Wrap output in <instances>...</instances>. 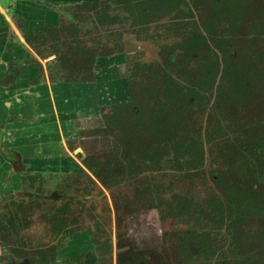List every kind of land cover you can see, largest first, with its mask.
<instances>
[{"label":"rangeland","instance_id":"rangeland-1","mask_svg":"<svg viewBox=\"0 0 264 264\" xmlns=\"http://www.w3.org/2000/svg\"><path fill=\"white\" fill-rule=\"evenodd\" d=\"M9 1H4V4L7 5ZM104 1L108 6L107 14L112 20L95 25L91 20L96 17L91 15L86 19L85 26H81L78 39L81 40L79 44L85 41L84 43L93 45L92 50H96L98 45V53L106 54L101 56L105 58L104 67L106 70L113 69L112 73L118 77L122 67L125 72L132 70L134 63H140L142 71L145 67L162 63L167 52H173L178 56L184 40L193 33H200L204 37V42L214 51L219 52L218 41L224 40L225 42L221 43L231 44L236 51L245 49V59L251 56L253 51L264 53V28L263 26L260 28L256 21H253L257 14L248 12L247 1L244 3L245 7L238 12L225 8L224 20L218 15V9L223 0H177V4L170 11L156 9L153 14L148 13L145 17L139 16L141 13L135 5L139 0ZM233 1L240 2V0ZM184 2L186 7L181 8ZM70 3L67 2L64 7ZM63 16L64 19L67 18V21L70 17L68 9ZM233 25L236 27L233 28ZM249 37L250 40L245 39ZM244 40L247 46L243 44ZM108 60L113 67L108 66ZM244 64L247 63L240 61L236 63L237 66L235 64L232 66L242 69ZM194 65V61L189 62V68L192 69ZM223 67L224 64L219 67L212 80H207L204 86L197 87V99L190 104L182 122L185 129L189 130L194 137L201 139V146L193 147V155L196 156H199L201 149L200 161L197 163L193 156V160L186 163L185 167L189 168L188 174H182L179 168L173 166V161L163 167L150 164L149 171L143 175L141 181L134 183L127 181L112 186V189L104 190L93 181L94 184H91L82 173L69 174L66 177L68 181L64 182L68 185L67 188L59 183L62 187L60 193L63 194L62 208L56 211L62 221L56 222L54 217L53 220H48L40 216L44 215L47 202L38 201L36 209L32 210L31 214L26 213V217L22 218L23 228L18 227L19 229L14 232L12 230L10 233H3V239H0V250L9 252L13 247H43L51 240H58L61 226H69L72 231H75L77 228L88 229L92 224L101 222V226L106 228L101 232L112 236L114 224L113 210L109 205L110 199L114 207H118L115 214L116 233L119 237L117 246L125 243L130 246L132 252L140 251V254H134V264H242L243 260L241 262L238 260L252 251L254 235L260 229L261 221L256 213L249 216L245 213L247 202L243 199L237 205L231 203L233 209L231 214L242 216V223L235 228L228 225L226 222L229 219L228 202L223 195L215 193V186L210 180V175L213 171L230 166L221 156L220 145L223 140L227 137L233 141L241 140L244 133L240 125L244 121L264 122V85L260 87L255 84L245 91L244 97L239 96L221 110H212L213 102L224 96L228 88V79L222 71ZM169 71L172 76L178 75L180 77L178 78L182 79L176 71L172 69ZM192 76H196L193 70ZM141 79L143 81L148 79L144 72L141 73ZM120 81L113 84L116 91L121 87ZM115 94L117 103L129 102L125 89L122 88ZM200 100H202V106L201 111H198L196 108ZM93 121L94 119L91 120L92 123ZM91 122L87 120L84 124L90 126L95 123L91 124ZM215 124L224 128L223 136H217L212 131V125ZM94 127L93 132L96 137L94 140L93 137L85 138V144L88 143L89 149L98 150L99 153L111 149V139L108 134H97L96 126ZM88 134L85 133V136ZM162 153L165 156V151ZM186 156L189 157L190 154ZM165 157L172 158L170 150L166 152ZM241 165L242 163H238L235 167H231V178L241 173L239 170ZM262 180L264 181V174ZM136 190L142 194L139 199L133 197ZM87 192L96 193L90 199L92 202L88 203L89 200L85 197ZM214 193L218 198L214 197ZM181 198L191 200V206H180ZM209 201L212 205H209ZM53 206L57 205L53 203ZM137 208L140 211L136 212V215L131 217L129 212L128 217L124 218L126 210ZM34 219L36 221L32 222ZM131 223H133L132 226ZM187 231L190 234L204 233L209 241V245L205 248L211 249L201 250L191 255L185 254L178 247V239L185 236ZM126 234L130 235L127 242ZM260 257L258 256L259 259ZM100 260L99 264H106L103 254Z\"/></svg>","mask_w":264,"mask_h":264},{"label":"flooded vegetation","instance_id":"flooded-vegetation-1","mask_svg":"<svg viewBox=\"0 0 264 264\" xmlns=\"http://www.w3.org/2000/svg\"><path fill=\"white\" fill-rule=\"evenodd\" d=\"M4 1L0 0V239H3L4 232L23 228L22 218L36 209L38 201L47 202L44 215L40 216L62 221L57 214L58 209L62 208L63 194L60 189L63 185L68 187L64 183L68 181L66 177L74 173L68 162L64 169L58 167L62 160L70 161L71 155L79 163L78 173L84 174L91 184L95 182L103 190L127 181L139 182L149 171L150 164L159 165L148 160L139 164L133 159V166H127L126 158H135L134 154L124 151L116 124L108 119L112 115V108L118 104L115 92L123 88L128 96L130 94L128 76L131 70L124 72L122 67L118 77L112 73L113 69L106 70L104 67L105 58L101 56L106 54L98 53V45L96 50H92L93 45L85 41L79 44L81 26L91 15L96 17L91 22L101 24V13H107L108 6L104 10L101 7L106 2L10 0L6 5ZM67 2L71 3L64 7ZM66 9L70 16L67 21L63 16ZM107 20L104 19V22ZM111 65L108 60V66ZM145 69L147 71V67ZM117 79L121 80V89L116 91L113 84ZM45 83L57 93L55 101L58 106L72 108L68 109L70 113L62 123L79 125L75 134L64 136V144L59 142L61 138L53 129L56 121L49 120L48 115L45 116L46 121L39 120L36 125H30L36 121L33 112L35 107L43 106L50 110L52 106L46 96L36 95L42 85H47ZM61 86H66L69 91L66 96L63 90L58 89ZM79 91L82 92L81 97ZM77 108L92 110L95 123L91 122L93 125L90 126L72 123L73 116L84 114L77 113ZM10 124H17V127L7 130ZM94 126L97 134H108L111 149L99 153L98 150L89 149L88 143L85 144V138L93 137L94 140L96 137ZM53 133H56V138ZM85 133L89 134L85 136ZM49 136L55 140L52 147L44 143V139ZM163 166L161 162L160 167ZM59 183H62V187ZM95 195V192H87L85 197L88 203L92 202L90 199ZM141 195L136 190L133 197L139 199ZM53 203L57 206L54 207ZM109 205L113 210L112 236L101 232L106 229L101 226V222H93L95 225L92 224L88 229L77 228L75 231L69 226H61L58 242L55 239L39 248L13 247L9 252L0 250V264H99L102 254L106 264H134V254H140V251L132 252L125 243L117 246L119 237L115 214L118 207H114L110 199ZM126 211L124 218L130 213L133 217L140 209ZM195 235L201 236L202 233L190 234L187 231L185 236L179 237L178 247L185 254L211 249L204 247L200 250L191 239ZM125 236L127 242L130 235Z\"/></svg>","mask_w":264,"mask_h":264},{"label":"trees","instance_id":"trees-1","mask_svg":"<svg viewBox=\"0 0 264 264\" xmlns=\"http://www.w3.org/2000/svg\"><path fill=\"white\" fill-rule=\"evenodd\" d=\"M246 1L248 12L257 14L253 21H256L260 28L262 26L264 28V0H240L238 3H234L233 0H223L218 9L219 18L224 20L223 11L225 8L232 12H238L245 7ZM175 4H177V0H139L135 5L141 13L139 16L145 17L148 13L153 14L156 9L170 11ZM185 7L186 2L181 5V8ZM101 8L106 9L107 4H103ZM106 18L112 20L106 12L101 13L100 21L104 22ZM235 27L233 25V28ZM245 39L250 40V37ZM204 41V37L200 33L188 35L178 56L173 52H167L162 63L147 67V71H144L145 68L141 71L140 63H134L131 74L128 76L130 82L129 102L116 104L112 108V117L108 118L116 124L124 151H128L130 155L134 154L135 158L132 157L130 160L126 158L127 166H133L135 160L139 164L148 160L159 163L158 166H161V162L167 166L173 161V166L179 168L182 174H188L189 168H186L185 165L193 160V156L194 160L199 163L202 151L199 150V156L193 155V147L201 146V139L194 137L189 130L185 129L182 122H184L190 104L197 99V87L204 86L207 80H212L222 64H224L222 71L228 79V88L224 96L213 102L212 110H221L225 105L238 99L239 96L244 97L245 91L255 84L260 87L264 85V53L253 51L251 56L245 59V49L236 51L231 44L221 43L225 42L223 40L218 41V52ZM243 44L248 45L245 44V40ZM190 61L195 62L192 69L189 68ZM210 61L211 63H209ZM240 61L247 63L244 64V68L236 69L232 66ZM169 69L180 74L182 79H179L178 75L172 76ZM192 70L196 76H192ZM142 72L148 77L146 81L141 79ZM201 102L202 100L198 102L196 108L198 111H201ZM212 126V131L217 136L225 134L221 125ZM240 128L244 133L241 140L233 141L227 137L220 145L221 156L230 166L226 169L213 171L210 180L215 186V193L223 195V198L228 202L229 219L226 220L228 225L235 228L243 220L239 214H231L233 211L231 203L237 205L244 199L247 202L245 213H248V216L254 213L258 215L261 221L260 229L254 235L252 251L238 261L243 260L242 264H264V181L262 180L264 174V122L260 120H255L253 123L244 121ZM169 150L172 158L165 157ZM164 151L165 156L162 153ZM186 154H190V156L187 157ZM238 163H242L239 169L241 173L235 178H231V167H235ZM215 193L214 197L218 198ZM191 204V200L184 199L180 206L188 207ZM209 205H212L211 201H209ZM191 239L195 241L194 243L200 250L207 247L209 242L204 233L201 236L195 235ZM258 256H261L260 259Z\"/></svg>","mask_w":264,"mask_h":264},{"label":"crops","instance_id":"crops-1","mask_svg":"<svg viewBox=\"0 0 264 264\" xmlns=\"http://www.w3.org/2000/svg\"><path fill=\"white\" fill-rule=\"evenodd\" d=\"M45 84H47V85H45V86L42 85V87L39 89V91L36 92V95H38V96H46L49 99V101H50V105H52V106H51L50 110L49 109H44L43 106L42 107H35L34 106L35 107V110L33 112H34V114L36 116V121L34 123L30 124V125L31 126L36 125L39 120L46 121L45 120V116L48 115L49 120L51 119L52 121H56V124H55L56 127L53 126V129H55V131L58 132L59 138H61V140L59 142L61 144H64L63 143V138H65L64 136H66V135L67 136H71V135L75 134V131L77 130V127L79 125L78 126H72L71 124H63L62 123L63 120L66 121L65 118H67V114L70 113L69 112L70 110H68V109H72V108H70L68 106L67 107L61 106V105L58 106L56 104V101H55V97H57L56 96L57 93L54 92L53 88L52 89L49 88L48 83H45ZM50 87H51V84H50ZM58 89L59 90H63L64 91V94L63 95H65V96L67 95V92H69V91H67V87L66 86H61ZM78 94L81 97L82 92L79 91ZM69 95H68V97H69ZM90 102H92V101H90ZM78 107H80V106H78ZM76 112L77 113H80V112H83L84 113L83 115L76 114L72 118V123L74 122L76 124H80V126H81V124L85 123V121L90 120V122H91V120H93L95 118L94 115H93L92 110H89V109H85V110L84 109H81L80 110L79 108H77ZM16 125L17 124H10V125H8V129L7 130H10L9 127H13V126H16ZM16 127H14V128H16ZM6 133H11V132H6ZM53 134H54V138H56V133H53ZM54 138H53V136L52 137L49 136L48 138L44 139L45 140L44 143L45 144H48V146L52 147L55 144L54 143L55 142ZM54 151H56V149ZM59 154H61V152H59ZM71 157L72 158H70V161H68V160L66 161V159L65 160L60 159V160L63 161L62 164H60V166L56 162H55V164L57 166H59L58 168L60 170H62V169H64V165L65 166H68V163H69L70 164L69 167H71L73 169V172L72 173L77 174L78 173V170H79V163L74 158V156L71 155Z\"/></svg>","mask_w":264,"mask_h":264},{"label":"water","instance_id":"water-1","mask_svg":"<svg viewBox=\"0 0 264 264\" xmlns=\"http://www.w3.org/2000/svg\"><path fill=\"white\" fill-rule=\"evenodd\" d=\"M117 81H119V79H117ZM117 89H118V88H117ZM120 89H121V88H120ZM120 89H119V90H120Z\"/></svg>","mask_w":264,"mask_h":264}]
</instances>
